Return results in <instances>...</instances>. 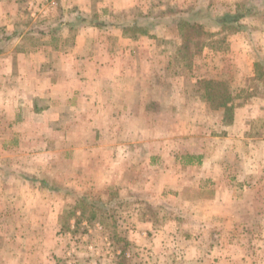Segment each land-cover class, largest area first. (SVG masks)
Instances as JSON below:
<instances>
[{
  "label": "rangeland",
  "instance_id": "1",
  "mask_svg": "<svg viewBox=\"0 0 264 264\" xmlns=\"http://www.w3.org/2000/svg\"><path fill=\"white\" fill-rule=\"evenodd\" d=\"M125 31L151 39L135 110L100 129L8 122L0 80V264H264V0H152Z\"/></svg>",
  "mask_w": 264,
  "mask_h": 264
},
{
  "label": "crops",
  "instance_id": "2",
  "mask_svg": "<svg viewBox=\"0 0 264 264\" xmlns=\"http://www.w3.org/2000/svg\"><path fill=\"white\" fill-rule=\"evenodd\" d=\"M151 1L0 0V35L8 38L0 80L16 91L6 92L8 122L20 110V121L96 130L106 114L133 112L124 84L151 39L130 38L125 27Z\"/></svg>",
  "mask_w": 264,
  "mask_h": 264
},
{
  "label": "trees",
  "instance_id": "3",
  "mask_svg": "<svg viewBox=\"0 0 264 264\" xmlns=\"http://www.w3.org/2000/svg\"><path fill=\"white\" fill-rule=\"evenodd\" d=\"M192 17L193 16H191V18ZM243 17H244V15L242 13H236V12H234V13H225L222 16H220L218 18H215L213 20V25L217 26V27H220V28H223V29L224 28H230V29L236 30V29L239 28L238 21L241 18H243ZM184 21L187 22L188 20H184ZM134 24L136 25V23H132V25H134ZM197 26L199 28H201L203 26V24L201 25V24L198 23ZM142 34H144V33H142ZM4 38H6V37H4ZM132 38H134V36ZM7 39L8 38L3 39V40L6 42ZM204 83H206L205 85H207V87H208V89L210 91V93H208V95H207V99L209 101H212V103L215 104V107H223L228 102H230L229 94H227V93H225V94H219V93L216 94V91H215L216 88H214V86L218 87V86L221 85V83L215 82V81H211V80L206 81ZM181 158L184 159L182 163L185 164V165H192L193 163H199L200 160H201L200 156H192V155H185V156H183Z\"/></svg>",
  "mask_w": 264,
  "mask_h": 264
}]
</instances>
